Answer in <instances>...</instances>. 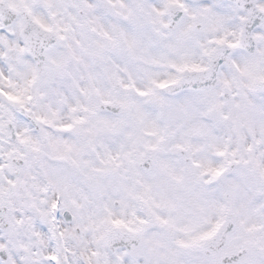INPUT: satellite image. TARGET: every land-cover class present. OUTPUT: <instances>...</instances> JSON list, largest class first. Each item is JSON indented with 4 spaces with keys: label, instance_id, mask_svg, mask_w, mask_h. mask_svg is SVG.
Instances as JSON below:
<instances>
[{
    "label": "snow or ice",
    "instance_id": "1",
    "mask_svg": "<svg viewBox=\"0 0 264 264\" xmlns=\"http://www.w3.org/2000/svg\"><path fill=\"white\" fill-rule=\"evenodd\" d=\"M0 264H264V0H0Z\"/></svg>",
    "mask_w": 264,
    "mask_h": 264
}]
</instances>
